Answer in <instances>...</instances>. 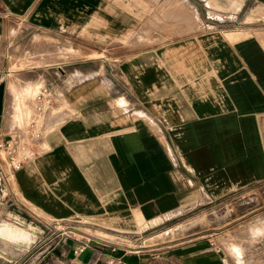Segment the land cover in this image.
Here are the masks:
<instances>
[{"label": "crops", "instance_id": "obj_1", "mask_svg": "<svg viewBox=\"0 0 264 264\" xmlns=\"http://www.w3.org/2000/svg\"><path fill=\"white\" fill-rule=\"evenodd\" d=\"M96 24L97 36L86 30ZM11 25L40 37L72 26L89 33L83 56L48 50L51 64L42 45L29 53L22 45L30 68H11L10 44L1 54L0 136L19 120L17 90L20 100L47 86L68 112L42 124L40 150L13 170L31 209L86 224L47 248L41 264H221L211 238L174 237L177 227L156 242L140 236L189 203L264 181V0H0V37ZM146 32L159 42L140 45ZM124 217L147 225L122 228L115 221ZM120 233L137 234L133 250Z\"/></svg>", "mask_w": 264, "mask_h": 264}, {"label": "rangeland", "instance_id": "obj_2", "mask_svg": "<svg viewBox=\"0 0 264 264\" xmlns=\"http://www.w3.org/2000/svg\"><path fill=\"white\" fill-rule=\"evenodd\" d=\"M21 26L11 25L10 31L0 37V69H2L3 65L1 55L3 54V48H6V46L8 48L9 44V51L12 54H7V56L10 55L7 58L11 61L12 69L30 68L34 65L33 60L29 63L21 64L22 57L19 53H23L21 49L25 42H27V45L24 47V53L33 51L35 44L38 46L42 45L43 64L53 63L51 55L47 52L48 50L54 51L58 48L74 47L78 51L73 56L75 58L83 56L81 51L84 45L83 38L88 37L89 33L84 31L82 26L79 28L72 26L71 29L61 31L59 37H56V34L55 37H52L49 32H44L42 37H40L39 32L35 34L34 29ZM151 26L166 32L167 35L172 31L170 26L154 24ZM99 27L97 24L91 27L87 26L86 30L92 31L97 36L100 31ZM190 28L192 29V27ZM19 34L21 35L19 36ZM139 39L138 43L144 46L159 42L152 36L150 37L149 32H146L145 38ZM122 41L126 46L135 44L128 39H123ZM22 92L17 90V93H15V102L17 103L13 105L14 116L19 120H15L16 126L7 138H13L18 142H30L32 137L29 132V124L32 120L35 119L41 127V124L50 123V119L58 114L59 116H56L58 118L65 117L68 114L64 108L54 107L55 104L46 114L38 113L34 107V95L37 89L32 97H24L19 100L18 95ZM18 100L20 104H18ZM47 115L49 117H46ZM41 129L39 128L38 132ZM44 133L45 131H43ZM13 181L12 167L4 150L0 149V225L4 221H9L16 226L28 229L31 233V241L29 242H5L0 238V264H41L43 262L41 257L47 248H50L62 236H77L76 233L84 230L86 224L53 221L45 215L34 211L22 202ZM183 209H181V214L183 215L174 219L170 224H164L163 228H153L142 232L141 239H144L145 243L160 241L171 234L164 236L163 233L160 235L158 233L168 227H173V229L177 227L178 231H175L174 237L178 234H189V236L183 235L184 238L198 236L211 238L214 243L213 246L219 250L221 264H264V181L233 189L211 202L197 200L193 204L189 203L188 209L186 207ZM87 219L83 218L80 220L84 221ZM159 219L151 221L156 223ZM94 220L100 221V218L97 217ZM141 221L143 222V220ZM115 222L121 225L122 228L129 229L135 227L140 229L147 225V222H140L137 225L136 222L127 217L117 218ZM99 234L103 235L102 233ZM154 234L159 237L145 240V238ZM120 235H123L124 242H127V248L133 250L135 247H131V244L134 243H130V238L131 236L135 237L137 234L120 233Z\"/></svg>", "mask_w": 264, "mask_h": 264}, {"label": "built area", "instance_id": "obj_3", "mask_svg": "<svg viewBox=\"0 0 264 264\" xmlns=\"http://www.w3.org/2000/svg\"><path fill=\"white\" fill-rule=\"evenodd\" d=\"M53 106V96L51 90L47 86H41L34 95V107L38 113L46 114ZM33 121V122H32ZM29 124V132L32 140L30 142H18L13 138L0 136V149L4 150L12 170L19 169L25 162L33 158L41 148V140L43 135V125L38 126L34 119ZM42 128L40 132L38 129ZM81 250L77 248L76 251ZM118 264H127L125 261L119 260Z\"/></svg>", "mask_w": 264, "mask_h": 264}, {"label": "bare ground", "instance_id": "obj_4", "mask_svg": "<svg viewBox=\"0 0 264 264\" xmlns=\"http://www.w3.org/2000/svg\"><path fill=\"white\" fill-rule=\"evenodd\" d=\"M0 235L5 238L18 240V241L20 240L25 241L31 239V233L28 229L16 226L15 224L12 223H2L0 225Z\"/></svg>", "mask_w": 264, "mask_h": 264}]
</instances>
